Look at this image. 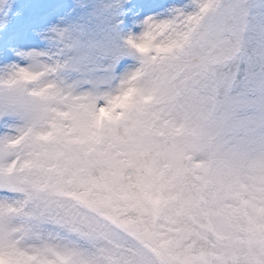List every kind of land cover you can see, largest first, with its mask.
Instances as JSON below:
<instances>
[{"label":"snow or ice","instance_id":"6c2138e0","mask_svg":"<svg viewBox=\"0 0 264 264\" xmlns=\"http://www.w3.org/2000/svg\"><path fill=\"white\" fill-rule=\"evenodd\" d=\"M0 0V264H264V0Z\"/></svg>","mask_w":264,"mask_h":264},{"label":"rangeland","instance_id":"374dc122","mask_svg":"<svg viewBox=\"0 0 264 264\" xmlns=\"http://www.w3.org/2000/svg\"><path fill=\"white\" fill-rule=\"evenodd\" d=\"M17 5L23 11L22 20L29 18L34 11L33 6L39 3V0H16Z\"/></svg>","mask_w":264,"mask_h":264},{"label":"bare ground","instance_id":"6f19581e","mask_svg":"<svg viewBox=\"0 0 264 264\" xmlns=\"http://www.w3.org/2000/svg\"><path fill=\"white\" fill-rule=\"evenodd\" d=\"M18 1V0H17ZM16 7H18L19 8V6L17 5V3H16Z\"/></svg>","mask_w":264,"mask_h":264}]
</instances>
